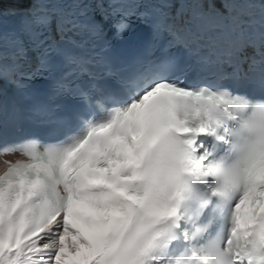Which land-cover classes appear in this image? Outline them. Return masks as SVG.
<instances>
[{"label": "snow or ice", "instance_id": "snow-or-ice-1", "mask_svg": "<svg viewBox=\"0 0 264 264\" xmlns=\"http://www.w3.org/2000/svg\"><path fill=\"white\" fill-rule=\"evenodd\" d=\"M25 2L112 11L0 27V264H264V0Z\"/></svg>", "mask_w": 264, "mask_h": 264}, {"label": "bare ground", "instance_id": "bare-ground-1", "mask_svg": "<svg viewBox=\"0 0 264 264\" xmlns=\"http://www.w3.org/2000/svg\"><path fill=\"white\" fill-rule=\"evenodd\" d=\"M17 155V154H16ZM6 157H9L10 158V156H6ZM0 166L2 167L3 166V162H2V160H1V157H0Z\"/></svg>", "mask_w": 264, "mask_h": 264}]
</instances>
